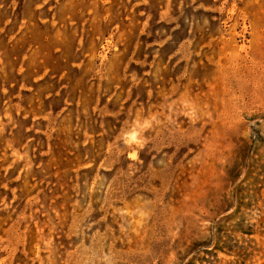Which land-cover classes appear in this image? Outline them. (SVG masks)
<instances>
[{
  "label": "rangeland",
  "instance_id": "374dc122",
  "mask_svg": "<svg viewBox=\"0 0 264 264\" xmlns=\"http://www.w3.org/2000/svg\"><path fill=\"white\" fill-rule=\"evenodd\" d=\"M0 264H264V0H0Z\"/></svg>",
  "mask_w": 264,
  "mask_h": 264
}]
</instances>
